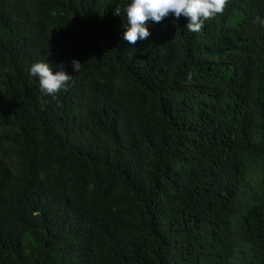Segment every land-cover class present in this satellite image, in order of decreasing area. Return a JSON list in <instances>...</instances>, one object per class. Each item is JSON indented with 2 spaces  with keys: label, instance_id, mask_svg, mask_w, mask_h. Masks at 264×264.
<instances>
[{
  "label": "trees",
  "instance_id": "obj_1",
  "mask_svg": "<svg viewBox=\"0 0 264 264\" xmlns=\"http://www.w3.org/2000/svg\"><path fill=\"white\" fill-rule=\"evenodd\" d=\"M129 2L0 0V264H264V0L134 45Z\"/></svg>",
  "mask_w": 264,
  "mask_h": 264
},
{
  "label": "clouds",
  "instance_id": "obj_2",
  "mask_svg": "<svg viewBox=\"0 0 264 264\" xmlns=\"http://www.w3.org/2000/svg\"><path fill=\"white\" fill-rule=\"evenodd\" d=\"M228 0H130L123 8L125 17L121 27L123 40L129 44H136L138 40L147 39L151 33L149 28L153 23H160L170 14L175 20L181 17L187 19L186 29L191 33L200 32L205 21L214 19L222 14ZM113 15L120 17L121 8L113 9ZM261 27H264V19L257 17ZM34 39L36 38V34ZM36 41V40H35ZM71 65L74 71L78 72L80 63L72 60ZM29 78L39 82L40 90L54 96L56 93L67 91L72 76L67 74L63 67L54 73L53 66L47 60H39L29 68Z\"/></svg>",
  "mask_w": 264,
  "mask_h": 264
},
{
  "label": "bare ground",
  "instance_id": "obj_3",
  "mask_svg": "<svg viewBox=\"0 0 264 264\" xmlns=\"http://www.w3.org/2000/svg\"><path fill=\"white\" fill-rule=\"evenodd\" d=\"M30 1V0H29ZM228 14V13H227ZM38 40V39H37ZM205 44V43H204ZM181 60V59H180ZM193 64V63H192ZM226 71V70H225ZM199 72V71H198ZM231 72V71H230ZM11 75V74H10ZM203 77V76H202ZM200 80V79H199ZM195 95V94H194ZM179 96V95H178ZM175 97V96H174ZM184 97V96H183ZM190 104V103H189Z\"/></svg>",
  "mask_w": 264,
  "mask_h": 264
}]
</instances>
